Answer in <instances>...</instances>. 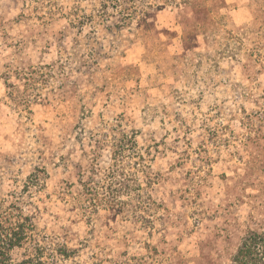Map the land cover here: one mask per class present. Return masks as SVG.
Instances as JSON below:
<instances>
[{"label":"rangeland","instance_id":"obj_1","mask_svg":"<svg viewBox=\"0 0 264 264\" xmlns=\"http://www.w3.org/2000/svg\"><path fill=\"white\" fill-rule=\"evenodd\" d=\"M15 198V261L231 264L264 228V0H0Z\"/></svg>","mask_w":264,"mask_h":264},{"label":"trees","instance_id":"obj_2","mask_svg":"<svg viewBox=\"0 0 264 264\" xmlns=\"http://www.w3.org/2000/svg\"><path fill=\"white\" fill-rule=\"evenodd\" d=\"M35 225L18 199H0V264H42L43 253L13 260L11 252L34 239ZM231 264H264V228L248 231L232 256Z\"/></svg>","mask_w":264,"mask_h":264}]
</instances>
